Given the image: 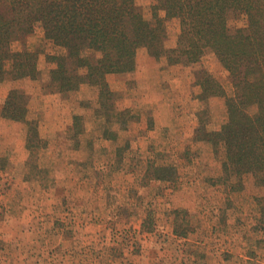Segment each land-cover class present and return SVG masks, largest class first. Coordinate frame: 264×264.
<instances>
[{"label": "rangeland", "instance_id": "1", "mask_svg": "<svg viewBox=\"0 0 264 264\" xmlns=\"http://www.w3.org/2000/svg\"><path fill=\"white\" fill-rule=\"evenodd\" d=\"M135 2L150 20L156 0ZM165 26L169 49L179 23ZM24 47L38 77L0 83V264H264V186L197 132H219L227 117L223 98L200 99L198 70L233 93L211 51L168 65L139 48L99 101L96 86L50 81L47 55L65 50L39 24L12 43ZM11 90L20 96L6 117Z\"/></svg>", "mask_w": 264, "mask_h": 264}, {"label": "trees", "instance_id": "2", "mask_svg": "<svg viewBox=\"0 0 264 264\" xmlns=\"http://www.w3.org/2000/svg\"><path fill=\"white\" fill-rule=\"evenodd\" d=\"M151 10L147 20L135 0H0V83L7 76L38 77L37 53L12 49L13 42L33 34L36 24L65 50V55H47L55 65L50 81L62 92L81 83L96 86L99 101L112 95L106 76L132 72L139 48L156 60L165 57L168 65L195 64L211 51L228 73L233 93L198 70L200 99L223 98L227 117L219 132L207 133L204 127L197 132L216 151L223 149L225 166L236 167L237 175L251 173L264 186V0H156ZM231 15L243 16L245 26L230 30ZM173 18L179 32L168 49L165 24ZM17 92L11 90L5 101L6 117L17 112Z\"/></svg>", "mask_w": 264, "mask_h": 264}]
</instances>
